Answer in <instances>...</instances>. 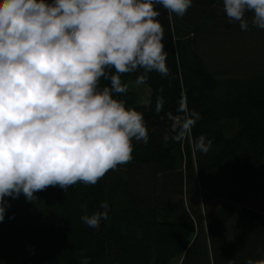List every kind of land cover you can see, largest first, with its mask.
Instances as JSON below:
<instances>
[{"label": "trees", "instance_id": "obj_1", "mask_svg": "<svg viewBox=\"0 0 264 264\" xmlns=\"http://www.w3.org/2000/svg\"><path fill=\"white\" fill-rule=\"evenodd\" d=\"M157 10L170 73L147 74L145 103L120 97L143 113L148 141H134L131 162L94 186L6 198L0 264H80L82 250L89 264L264 260V30L229 23L221 0H193L182 18ZM252 32L254 60L217 69L208 41ZM201 137L212 141L207 151L196 147ZM93 214L96 228L82 220Z\"/></svg>", "mask_w": 264, "mask_h": 264}, {"label": "clouds", "instance_id": "obj_2", "mask_svg": "<svg viewBox=\"0 0 264 264\" xmlns=\"http://www.w3.org/2000/svg\"><path fill=\"white\" fill-rule=\"evenodd\" d=\"M229 23L264 30V0H221ZM193 0H0V222L6 198L49 186H94L148 141L143 113L121 96L124 75L168 76L159 17L182 18ZM251 13L249 20L248 14ZM107 81V85H102ZM197 139L207 151L211 140ZM100 215H85L96 228ZM80 264H89L83 256ZM264 264V260L250 262Z\"/></svg>", "mask_w": 264, "mask_h": 264}, {"label": "rangeland", "instance_id": "obj_3", "mask_svg": "<svg viewBox=\"0 0 264 264\" xmlns=\"http://www.w3.org/2000/svg\"><path fill=\"white\" fill-rule=\"evenodd\" d=\"M207 49L209 59L217 65V69L226 71L238 63L239 59V63L254 60V54L259 51V47L254 42V32L242 37L232 33L215 39L211 38L208 41ZM124 81L130 83L129 91L137 95L138 103H145L150 94L148 87L143 84L136 86L131 83L134 81L131 79H124ZM171 264H178V260H174Z\"/></svg>", "mask_w": 264, "mask_h": 264}]
</instances>
